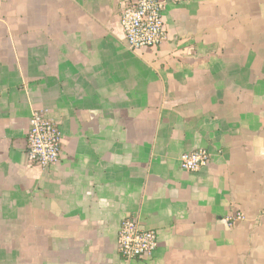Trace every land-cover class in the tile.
Here are the masks:
<instances>
[{
    "label": "crops",
    "instance_id": "1",
    "mask_svg": "<svg viewBox=\"0 0 264 264\" xmlns=\"http://www.w3.org/2000/svg\"><path fill=\"white\" fill-rule=\"evenodd\" d=\"M133 1L0 0V264H264V0L167 2L165 42L130 51ZM33 111L62 133L46 170ZM127 218L152 258L118 254Z\"/></svg>",
    "mask_w": 264,
    "mask_h": 264
},
{
    "label": "built area",
    "instance_id": "2",
    "mask_svg": "<svg viewBox=\"0 0 264 264\" xmlns=\"http://www.w3.org/2000/svg\"><path fill=\"white\" fill-rule=\"evenodd\" d=\"M177 0H134L126 5L119 15V25L130 51L155 48L166 38L163 11L167 2ZM27 159L31 165L46 170L59 162L62 147V133L52 119L43 111H33L27 133ZM210 153L204 149L194 150L180 156L181 170L195 173L207 167ZM239 213L225 221H242ZM117 252L122 259L132 261L152 258L156 248V234L152 230L141 229L134 218L125 219L117 235Z\"/></svg>",
    "mask_w": 264,
    "mask_h": 264
}]
</instances>
